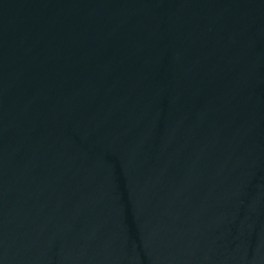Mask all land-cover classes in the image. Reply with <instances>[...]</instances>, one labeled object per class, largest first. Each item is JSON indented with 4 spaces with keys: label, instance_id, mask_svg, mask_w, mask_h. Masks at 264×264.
<instances>
[{
    "label": "water",
    "instance_id": "obj_1",
    "mask_svg": "<svg viewBox=\"0 0 264 264\" xmlns=\"http://www.w3.org/2000/svg\"><path fill=\"white\" fill-rule=\"evenodd\" d=\"M0 264H264V0H0Z\"/></svg>",
    "mask_w": 264,
    "mask_h": 264
}]
</instances>
